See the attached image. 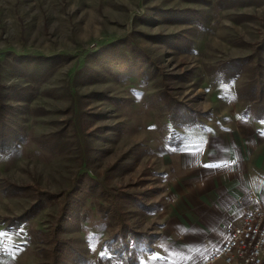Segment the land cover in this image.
Wrapping results in <instances>:
<instances>
[{
  "label": "rangeland",
  "instance_id": "rangeland-1",
  "mask_svg": "<svg viewBox=\"0 0 264 264\" xmlns=\"http://www.w3.org/2000/svg\"><path fill=\"white\" fill-rule=\"evenodd\" d=\"M259 96L264 0H0V259L139 264L213 136L264 187Z\"/></svg>",
  "mask_w": 264,
  "mask_h": 264
},
{
  "label": "crops",
  "instance_id": "crops-1",
  "mask_svg": "<svg viewBox=\"0 0 264 264\" xmlns=\"http://www.w3.org/2000/svg\"><path fill=\"white\" fill-rule=\"evenodd\" d=\"M217 138H211L213 144L206 151L202 145L204 153L196 156L195 169L182 186L185 192L173 196L160 242L139 264H227L222 258H212L226 238L225 226L240 223L252 197L264 203V187H260V175L242 156L243 137L237 135L231 143ZM0 264L24 263L10 253Z\"/></svg>",
  "mask_w": 264,
  "mask_h": 264
},
{
  "label": "built area",
  "instance_id": "built-area-1",
  "mask_svg": "<svg viewBox=\"0 0 264 264\" xmlns=\"http://www.w3.org/2000/svg\"><path fill=\"white\" fill-rule=\"evenodd\" d=\"M252 199L240 223L225 226L226 238L212 258H222L227 264H264V203Z\"/></svg>",
  "mask_w": 264,
  "mask_h": 264
},
{
  "label": "trees",
  "instance_id": "trees-1",
  "mask_svg": "<svg viewBox=\"0 0 264 264\" xmlns=\"http://www.w3.org/2000/svg\"><path fill=\"white\" fill-rule=\"evenodd\" d=\"M122 43V41H120V42H115V43H113V46H112V51H113V53H114V59H105L104 60V63H108V62H110V61H112V60H115L116 58H117V54H119L118 53V50H116V48L117 47H119V48H121V53H120V55L119 56H124V57H129L130 56V54H127V52H128V49H127V51H122L123 49H122V47L123 46H125L126 44H122V45H120ZM132 51V50H131ZM6 53L5 54H14L13 53V51H10V53H9V51H5ZM137 52V50L136 51H132V53H136ZM124 54H127V56H125ZM15 56V55H14ZM113 58V57H112ZM145 60H146V58H145ZM49 62H51V61H49ZM50 64V63H49ZM48 64V65H49ZM43 72L44 71H42L41 73H40V75H42L43 74ZM259 91L260 92H262L263 91V88L261 87L260 89H259ZM259 111H260V113H263L264 112V99L262 100L261 99V97L259 96ZM0 104H1V106L2 105H4L1 101H0ZM1 108V107H0ZM9 115V112L7 111V109H1L0 110V131H4V132H6V133H10V132H12L13 131V128H12V126H11V120H10V117L9 116H6V115ZM72 127L76 130L77 128H78V130L81 128V124H80V122L78 121V119H76V122L73 124L72 123ZM9 136V135H8ZM9 139H7L6 141H5V143L8 141ZM77 141H78V138H77ZM7 144V143H6ZM35 195H36V197H35V203L32 205V207H30L29 209H28V212H32V210L36 207V210L37 209H39L41 206H42V203H44L45 201H46V199L44 198L45 196H47L48 198H50V194L49 193H47V192H45V191H40V190H36L35 191ZM42 202V203H41ZM33 208V209H32ZM65 210H67L65 207H64V210H62V213H61V215H59V219L60 220H63L64 218H66V216H67V213H66V211ZM144 241V240H143Z\"/></svg>",
  "mask_w": 264,
  "mask_h": 264
},
{
  "label": "snow or ice",
  "instance_id": "snow-or-ice-1",
  "mask_svg": "<svg viewBox=\"0 0 264 264\" xmlns=\"http://www.w3.org/2000/svg\"><path fill=\"white\" fill-rule=\"evenodd\" d=\"M102 258H104V254H103V252H102Z\"/></svg>",
  "mask_w": 264,
  "mask_h": 264
}]
</instances>
